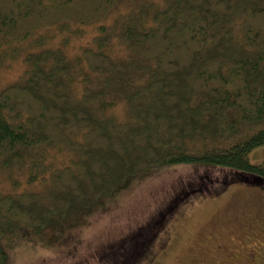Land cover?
<instances>
[{
  "label": "trees",
  "instance_id": "trees-1",
  "mask_svg": "<svg viewBox=\"0 0 264 264\" xmlns=\"http://www.w3.org/2000/svg\"><path fill=\"white\" fill-rule=\"evenodd\" d=\"M235 2L0 0V264L152 170L264 175V0Z\"/></svg>",
  "mask_w": 264,
  "mask_h": 264
},
{
  "label": "rangeland",
  "instance_id": "rangeland-1",
  "mask_svg": "<svg viewBox=\"0 0 264 264\" xmlns=\"http://www.w3.org/2000/svg\"><path fill=\"white\" fill-rule=\"evenodd\" d=\"M91 33L87 29L84 37ZM21 69L19 62L0 68V90ZM249 160L264 164V146ZM235 177L234 171L203 165L152 170L82 213L77 225H49L45 240L29 238V224H21L26 227L20 231L22 242L6 245L2 264H203L218 240L232 239L231 224L256 214ZM170 205H175L172 211ZM153 233L142 257L126 261ZM113 247L118 251L109 255Z\"/></svg>",
  "mask_w": 264,
  "mask_h": 264
},
{
  "label": "flooded vegetation",
  "instance_id": "flooded-vegetation-1",
  "mask_svg": "<svg viewBox=\"0 0 264 264\" xmlns=\"http://www.w3.org/2000/svg\"><path fill=\"white\" fill-rule=\"evenodd\" d=\"M235 178L241 180L248 208L257 209L256 214L231 224L232 239L218 240L203 264H264V175L236 174ZM174 206L170 205L167 210L172 211Z\"/></svg>",
  "mask_w": 264,
  "mask_h": 264
}]
</instances>
